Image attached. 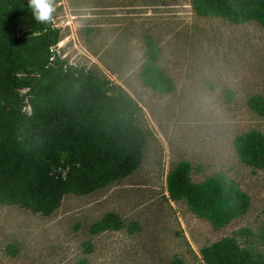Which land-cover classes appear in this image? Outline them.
Wrapping results in <instances>:
<instances>
[{
  "label": "rangeland",
  "instance_id": "rangeland-1",
  "mask_svg": "<svg viewBox=\"0 0 264 264\" xmlns=\"http://www.w3.org/2000/svg\"><path fill=\"white\" fill-rule=\"evenodd\" d=\"M191 1L55 0L60 54L122 85L140 103L147 145L134 173L87 195H65L49 216L0 205V264H76L84 257L91 264H175L179 258L204 264V245L240 229L259 231L264 170L243 163L233 139L264 132V117L249 105L251 97H264V28L199 16ZM147 36L159 45L158 65L173 80L172 92L140 78ZM180 160L191 162L194 182L216 172L229 176L249 193L248 212L217 230L185 202L170 200L167 175ZM108 212L140 229L93 234L91 224Z\"/></svg>",
  "mask_w": 264,
  "mask_h": 264
},
{
  "label": "trees",
  "instance_id": "trees-1",
  "mask_svg": "<svg viewBox=\"0 0 264 264\" xmlns=\"http://www.w3.org/2000/svg\"><path fill=\"white\" fill-rule=\"evenodd\" d=\"M191 4L199 16L238 25L254 21L264 28V0ZM28 5L29 0H0V205L49 216L65 195H87L134 173L142 164L147 132L138 122L140 103L107 76L64 58L57 48L61 29L38 23ZM146 39L140 78L158 92H172L173 80L158 65L159 45L151 36ZM249 105L264 117V97H251ZM233 145L243 163L264 170V132L239 134ZM191 171V162L180 160L168 173L170 200L185 202L217 230L248 212L249 193L229 176L216 172L194 182ZM122 228L134 233L140 225L108 212L90 231ZM259 244L264 245V220L255 234L240 229L204 245L200 254L204 264H264ZM86 249L93 250L90 241ZM9 250L17 253L15 246ZM76 264L91 263L84 257Z\"/></svg>",
  "mask_w": 264,
  "mask_h": 264
},
{
  "label": "clouds",
  "instance_id": "clouds-1",
  "mask_svg": "<svg viewBox=\"0 0 264 264\" xmlns=\"http://www.w3.org/2000/svg\"><path fill=\"white\" fill-rule=\"evenodd\" d=\"M29 8L38 23H50L56 11L55 0H29ZM56 26V25H55Z\"/></svg>",
  "mask_w": 264,
  "mask_h": 264
}]
</instances>
